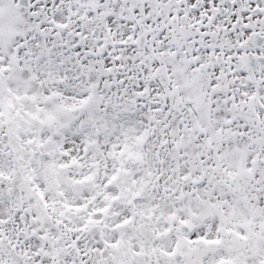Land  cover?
Returning a JSON list of instances; mask_svg holds the SVG:
<instances>
[{"label": "snow or ice", "instance_id": "6c2138e0", "mask_svg": "<svg viewBox=\"0 0 264 264\" xmlns=\"http://www.w3.org/2000/svg\"><path fill=\"white\" fill-rule=\"evenodd\" d=\"M0 264H264V0H0Z\"/></svg>", "mask_w": 264, "mask_h": 264}]
</instances>
